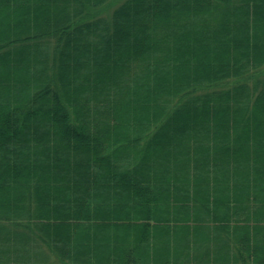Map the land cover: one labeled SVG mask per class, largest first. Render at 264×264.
<instances>
[{"label": "trees", "instance_id": "trees-1", "mask_svg": "<svg viewBox=\"0 0 264 264\" xmlns=\"http://www.w3.org/2000/svg\"><path fill=\"white\" fill-rule=\"evenodd\" d=\"M110 1L0 0V264H264V0Z\"/></svg>", "mask_w": 264, "mask_h": 264}, {"label": "rangeland", "instance_id": "rangeland-1", "mask_svg": "<svg viewBox=\"0 0 264 264\" xmlns=\"http://www.w3.org/2000/svg\"><path fill=\"white\" fill-rule=\"evenodd\" d=\"M122 0H111L109 2L108 5H106V7H103L102 10L100 11V15L103 16H108L111 14L112 10L114 9V7L119 4ZM262 76H264V66L256 73H254L253 77L251 78L252 80L256 79V78H261ZM57 264H62L60 262H58Z\"/></svg>", "mask_w": 264, "mask_h": 264}]
</instances>
